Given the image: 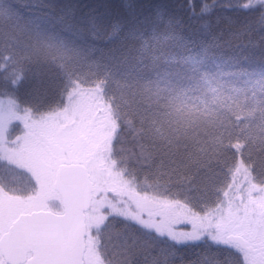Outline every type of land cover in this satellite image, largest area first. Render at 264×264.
<instances>
[{"label": "snow or ice", "instance_id": "6c2138e0", "mask_svg": "<svg viewBox=\"0 0 264 264\" xmlns=\"http://www.w3.org/2000/svg\"><path fill=\"white\" fill-rule=\"evenodd\" d=\"M0 264H264V0H0Z\"/></svg>", "mask_w": 264, "mask_h": 264}, {"label": "trees", "instance_id": "16d2710c", "mask_svg": "<svg viewBox=\"0 0 264 264\" xmlns=\"http://www.w3.org/2000/svg\"><path fill=\"white\" fill-rule=\"evenodd\" d=\"M21 2L23 3V2H24V0H21Z\"/></svg>", "mask_w": 264, "mask_h": 264}]
</instances>
